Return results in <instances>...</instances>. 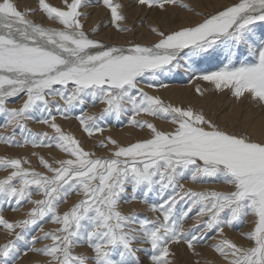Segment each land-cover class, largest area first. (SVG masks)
<instances>
[{
	"label": "snow or ice",
	"instance_id": "1",
	"mask_svg": "<svg viewBox=\"0 0 264 264\" xmlns=\"http://www.w3.org/2000/svg\"><path fill=\"white\" fill-rule=\"evenodd\" d=\"M135 3L180 8L194 18L168 31L150 26L158 38L150 45L110 44L94 38L98 27L85 30V10L103 7L112 28L131 33L118 0H63V7L38 0L24 10L13 0L0 2V128L7 133L0 144L31 147L38 165L28 156L0 157L7 172L0 178V230L11 237L0 244V264H17L29 252L41 258L37 264H176V249L202 257L198 246L220 264H264V124L259 135L221 127L201 110L145 90L168 88L161 77L183 69L238 101L264 105V0H233L207 12L185 0ZM38 13L59 26L29 18ZM20 97L19 106L9 107ZM89 105L102 107L89 113ZM125 117L148 137L123 144L103 136L112 120ZM58 118H75L89 138L100 134L94 147L106 155L85 150ZM29 122L47 130L33 131ZM35 149L61 155L46 158ZM186 180L231 190L196 191ZM74 195L79 199L61 211ZM133 202L158 215L123 210ZM6 210L21 215L7 218ZM249 216L254 226L240 233L244 242L229 238L225 230L239 229ZM46 223L55 227L45 230Z\"/></svg>",
	"mask_w": 264,
	"mask_h": 264
},
{
	"label": "rangeland",
	"instance_id": "2",
	"mask_svg": "<svg viewBox=\"0 0 264 264\" xmlns=\"http://www.w3.org/2000/svg\"><path fill=\"white\" fill-rule=\"evenodd\" d=\"M30 1V3L28 4V6H27V4L26 3H28ZM36 1V2H35ZM59 3H58V2ZM13 2L14 3H16L17 4V6H18V8L20 9V10H24L25 8H36L37 6H38V4H34V3H38V0H28V1H25V5H24V3L23 2H20V0H13ZM47 2H49L50 4H52L53 6H57V7H62L63 6V0H56V2H55V0H47ZM69 2H71V0H69ZM118 2H120V3H123L124 5H125V8H124V14L127 16V21H126V24H127V26L128 27H131V28H134L133 29V32H131V33H129L130 35H129V39L128 40H133V41H135V42H137V43H141V42H139V40L137 41V38H135L134 37V33H135V36L137 35V33H141V27H146V26H152V27H154V26H156V28H159V29H161V30H164L163 28H164V26H163V24H164V19L165 18H167V17H169V15L168 16H164V17H159L161 14H162V12L163 13H170L169 12V10L172 8V7H169V6H167V8H168V10L165 12V11H159V9L158 8H153V9H149V8H147V7H140V6H138L136 3H135V0H118ZM185 2H187V0H185ZM34 5H33V4ZM92 3L93 4H95L96 3V0H92ZM187 3H189V2H187ZM126 4H128V5H126ZM131 6H130V5ZM136 4V5H135ZM193 4V3H192ZM31 5H33L32 7H31ZM194 5V4H193ZM127 6H129V8L127 7ZM134 6H135V8H134ZM137 6V7H136ZM196 6V5H195ZM199 7V6H198ZM130 8H132V10L130 9ZM170 8V9H169ZM95 9V10H94ZM97 9V10H96ZM104 10H102L101 9V7H89L88 9H86L85 11H87V13L89 14V19H88V21L86 22V31H91V29L93 28V27H98V28H100L99 30H101V29H103V30H105V29H108L109 27H111V24H110V13L108 12V10L107 9H105V8H103ZM126 9V10H125ZM174 9H178V8H174ZM180 9V8H179ZM199 9H201V7H199ZM128 10V11H127ZM95 11H96V13H95ZM205 11H207L206 9H205ZM92 12V13H91ZM153 12V13H152ZM39 15L40 14H42V13H38ZM148 14H150L151 16H153V14H154V19L156 20V22H151V20H150V16L148 15ZM108 15V16H107ZM36 17H39V16H35V17H33V20H35V21H37V22H41V23H43V24H45L44 22H42V21H40V20H37L38 18H36ZM41 17L42 18H44L45 19V17H43V15H41ZM30 19H32V16H30ZM46 20V19H45ZM94 20V21H93ZM149 20V21H148ZM154 20V21H155ZM96 21V22H95ZM50 22V21H49ZM98 22V23H97ZM106 22H108V23H106ZM149 22V23H148ZM155 23V24H154ZM91 24V25H90ZM49 25H53L52 24V22H50L49 23ZM108 25V28L106 27ZM54 26H59V25H54ZM139 27V28H138ZM88 28H90V29H88ZM112 28V27H111ZM88 29V30H87ZM114 28H112V30H113ZM114 31H116L115 29H114ZM138 31V32H137ZM164 31H167V30H164ZM117 32V31H116ZM96 38H98V39H100L99 37H97V36H95ZM136 39V40H135ZM143 43V42H142ZM146 44H148V43H146ZM183 69H181V70H179V72L178 73H176L175 74V72L174 73H171V74H166L165 76H162L161 77V79H162V81H163V83H165V84H168L169 85V87L170 86H172L171 84H173V83H175L176 85H178V83H179V85H180V83H181V85L182 86H185V87H189L188 88V98L187 99H184V100H180V99H177V100H173V99H171V98H169V91H167L166 89H168V88H166L165 90L164 89H159V91L158 90H151V89H145L146 91H148L149 92V94H151V95H159V96H161L164 100H165V102L166 103H172V104H174V105H177V106H182V107H188V106H191V107H193L195 110H201V111H203V112H205V109H204V106L203 105H201L200 104V102H197V99H200V98H205L206 97V95H207V97H215V96H219V95H222V97L223 98H225V96H227V98H225V99H227V100H229V102H231V103H235V105L236 104H238V103H243V104H246L247 103V101H252L250 98H248V99H244V98H242L241 100H236V98L234 97V96H232V94H231V92L229 91V90H227V89H225L223 92H218V91H216L214 88H213V86L212 85H210V84H208L207 82H204V81H201V80H197V79H195L193 76V74H191V73H186V72H184V71H182ZM212 70H215L214 68L212 69ZM173 74H175V75H173ZM199 74V73H198ZM197 73H196V75H198ZM176 75H177V77H176ZM180 75H183V76H180ZM178 76H180L179 78H178ZM174 77V78H173ZM182 77V78H181ZM175 79V80H173V79ZM186 80H184V79ZM189 80V81H188ZM193 80V81H192ZM195 80L196 81H198V82H196V84H195ZM184 81V82H183ZM201 82V83H200ZM184 85H183V84ZM192 84V85H191ZM194 84V85H193ZM173 86H175L174 84H173ZM193 88H192V87ZM207 86V87H206ZM191 87V88H190ZM199 87L200 88V90H202L201 92H203V95H200V94H198L197 93V91H196V89ZM206 88V89H205ZM208 88V89H207ZM183 90V89H182ZM185 90V89H184ZM209 90V91H208ZM206 92V93H205ZM247 95V94H246ZM232 96V97H231ZM200 97V98H199ZM209 97V98H210ZM219 97H221V96H219ZM229 97H231V98H229ZM15 103V101L14 102H11V103H9L10 104V106L9 107H12V105H14L13 107H16L17 105L16 104H14ZM248 104V103H247ZM258 104V103H257ZM222 108H221V110L223 109V107L225 108V109H228L227 107H225V104H224V101L221 103V105H220ZM255 106H257L258 108H260V109H264V105H260V104H258V105H255ZM92 107V108H91ZM95 107H97V109L95 108ZM91 106V105H89L88 107H87V111H89V108H91V109H93V110H91L90 111V113L93 111V112H95L96 110H97V112L99 111L98 110V108H99V106ZM100 107H102V106H100ZM221 110H218V111H214V108L212 109V108H209V116L214 120V121H216L217 123H219L220 124V126L221 127H228V128H233V127H235V128H239V129H243L244 128V126H242L241 124L239 125V123L238 122H232V121H229V120H227V122H223V121H221L220 119H222L221 118ZM207 111V110H206ZM213 113V114H212ZM75 114H79V109H77L76 110V112H75ZM206 114H207V112H206ZM207 114V115H208ZM213 116V117H212ZM239 116V115H238ZM138 119H150V120H153V118H151V117H147V118H145L144 116H141V117H138ZM76 119L75 118H73V119H71V120H69V121H61V123L62 122H66V124L65 123H63L64 125V127H65V129H66V131H69V132H71V133H73V134H75V136L78 138V139H80L82 142H83V146H84V148H85V150H90V151H95L96 152V154L97 155H99V156H104V155H106V152L104 151V150H102V149H99V148H96V147H94V145H96V143L98 142V140L99 139H101L102 137H101V135L100 134H96L94 137H92V138H89V137H87V135H86V133H84L83 131H82V129H81V127H80V125H79V122L77 121H75ZM2 121V117H0V122ZM74 121V122H73ZM58 122H60V120H58ZM73 122V123H72ZM153 122L154 123H156V122H163V123H165V122H167V125H166V123H165V125H166V128L164 129V130H170L171 128H172V125L168 122V121H165V120H153ZM30 124H28V126L30 127V128H32V130L33 131H41V129H44V127H42V125H40L39 126V128H38V126L37 125H39V124H34L33 122L31 123V122H29ZM33 125V127H32V125ZM68 124H70V125H68ZM73 124V125H72ZM234 126H233V125ZM79 126V128H77L78 126ZM156 125H158L157 123H156ZM67 127V128H66ZM68 127L70 128V129H68ZM110 127V128H109ZM114 127V128H113ZM36 128V129H35ZM74 128H75V130H74ZM112 128V129H111ZM126 128H128V129H131L132 130V132H133V134H134V138H133V140H131V141H128V142H122V141H120L121 143H123V144H127V143H130V142H135V141H137V140H140V139H144L143 137H145V138H147L148 137V135H149V133H147L148 132V130H146V129H140V128H136V127H133V126H131V125H129L128 123H127V118L125 117V118H122L120 121H115V120H112L110 123H109V125H108V127L105 129V131H104V133H103V136H109V135H111L113 138H115V139H117L114 135H115V133H114V130H126ZM246 128V127H245ZM77 129V130H76ZM0 130H2V131H0V132H3V133H5V134H7L5 131H4V129L3 128H0ZM45 130V129H44ZM47 130V129H46ZM73 130H74V132H73ZM109 130V131H108ZM146 130V131H145ZM7 131H11L10 129L9 130H7ZM76 132V133H75ZM139 134H138V133ZM137 133V134H136ZM143 133V134H142ZM146 133V134H145ZM142 134V135H141ZM140 137H139V136ZM144 135V136H143ZM142 136V137H141ZM19 138V137H18ZM118 140V139H117ZM119 141V140H118ZM6 147H7V150L6 151H3V153H2V151H0V157H5V156H12V157H17V156H28L30 159H31V162H32V165L33 166H37L38 167V165H37V160H36V158L35 157H31V152L32 151H34V150H32L31 149V147H28L29 149H27V152H26V150H25V148H23V149H21V148H8V146L7 145H5ZM15 149H16V151H15ZM20 149V150H19ZM42 150V151H41ZM47 150V151H46ZM53 150V151H52ZM52 150H48V149H35V151H39L42 155H45V157L46 158H48V156H49V154L50 155H52V156H58V155H61L59 152H58V150L56 151V150H54V149H52ZM15 151V152H14ZM20 151H22V152H24V153H18V152H20ZM56 151V152H55ZM6 152V153H5ZM13 152V153H12ZM52 152V153H51ZM58 152V153H57ZM18 153V154H17ZM3 154V155H2ZM13 154H17V155H13ZM54 154V155H53ZM57 154V155H56ZM5 174H4V173ZM7 174V172L6 171H2V170H0V178H3L5 175ZM182 183H184L185 184V187L186 188H192L193 190H196V191H206V190H218V191H230L231 189H230V186H228V185H224L223 183H216V184H214V183H204V184H194V183H192L190 180H186V181H182ZM208 184V185H207ZM222 185V186H221ZM210 186V187H209ZM225 188H224V187ZM228 186V187H227ZM228 188V189H227ZM226 189V190H225ZM76 196L74 195V197L72 196V198H71V200H70V198H69V201H68V204H64V205H61V211H64L65 209H67L71 204H72V202L74 201H76L77 199H79V197H77L76 199H74ZM34 199H38V198H40V197H36V196H34L33 197ZM73 200V201H72ZM71 201V202H70ZM152 202H159V198L158 197H155V196H153L152 197ZM71 203V204H70ZM132 205H130V207H129V204H124V205H122V207H123V210L124 211H128V210H130V209H132V208H135L136 210H137V212H140L143 216H145V217H148V218H150V219H154L155 218V216L156 215H158L157 213H152V212H150L149 210H148V206L147 205H144V204H139V203H137V202H133V203H131ZM68 205V206H67ZM127 205V206H126ZM64 206H67V207H64ZM126 206V207H125ZM184 206V204H183V202H181L179 205H178V207H180V208H182ZM27 207H31V205H27ZM26 207V208H27ZM132 207V208H131ZM65 208V209H64ZM5 216L7 217V218H16V217H19L20 216V214L21 213H14V212H11V211H5ZM248 218H250V221L252 222V220H253V217L251 218V216H249ZM248 221H246L247 223H243L241 226H240V228L239 229H230L231 231H229V229H226L225 231H227L226 232V234L228 235V237H231L232 236V234H234V235H236V236H239V237H234V236H232L231 237V239L232 240H237V239H239V240H241V241H236L237 243H243L244 242V240H242L241 238V235H238V234H240L241 233V231H243V232H247V231H250L251 229H252V227L254 226L250 221H249V219H247ZM248 223H250V224H252V226L250 225V224H248ZM192 224H193V220H191V219H189L188 221H187V223L185 224V227L186 228H188V227H191L192 226ZM245 224V225H244ZM248 224V225H247ZM246 225H247V227H246ZM248 226H250V227H248ZM55 227V225H53V224H51V223H46V224H44V228H45V230H50V229H52V228H54ZM246 229H247V231H246ZM237 231H238V233H237ZM240 231V232H239ZM230 232V234H228ZM234 232H236V233H234ZM11 237H8L6 234H4V236H3V238L2 239H0V243L1 244H3V243H5L6 242V240L7 239H10ZM235 238V239H234ZM45 243H50V241H46ZM209 243H211V241H209ZM199 247V246H198ZM201 248L199 247L197 250L199 251ZM184 250V251H183ZM187 249L186 248H184V247H181V248H178V249H176V251H177V253H178V255H177V257H176V260H177V264H194V262L197 260V258L198 257H196L195 258V256H193L190 252H185ZM182 253V254H181ZM183 254H185L186 256H187V258L189 259V260H185V258H184V256H183ZM27 255H29V253H27L26 255L25 254H22L21 256H20V258H19V260L17 261V264H37V261H39L41 258L40 257H37L36 256V258L35 259H32V258H27L25 261H23V257H26ZM182 255V256H181ZM212 255V257H204V256H202L201 258H203L204 260L203 261H205V260H207L208 258L210 259H208L207 261L209 262V264H220V262H218L219 261V258H218V256L213 252V254H211ZM190 256H193V257H190ZM200 258V257H199ZM200 258V261H202V259ZM206 258V259H205ZM191 259H193V261H191ZM212 259V260H211ZM183 263H182V262ZM188 261H189V263H188ZM204 264V262H201V264Z\"/></svg>",
	"mask_w": 264,
	"mask_h": 264
},
{
	"label": "bare ground",
	"instance_id": "3",
	"mask_svg": "<svg viewBox=\"0 0 264 264\" xmlns=\"http://www.w3.org/2000/svg\"><path fill=\"white\" fill-rule=\"evenodd\" d=\"M25 1H28V0H20V2H23L24 3V5H25ZM0 2H2V0H0ZM36 2V1H35ZM55 2H56V0H55ZM58 2V1H57ZM187 2H189L190 4H194V6L196 5V6H199V7H201V9L200 10H202V11H205V9L207 10V11H212L213 9H212V7H211V5H225V4H231L232 2H233V0H187ZM30 3V1L28 2V3H26L27 4V6H28V4ZM59 3V2H58ZM33 4V3H32ZM35 5L36 4H38V3H34ZM33 4V5H34ZM33 5H31V7L33 6ZM126 5H128V4H126ZM130 5V4H129ZM132 5V4H131ZM130 5V6H131ZM136 5V4H135ZM34 7V6H33ZM63 7V6H62ZM128 8H129V6H127ZM137 7V6H136ZM169 7H171V6H169ZM94 8V7H93ZM99 8V7H98ZM134 8H135V6H134ZM101 9L102 10H104L103 9V7H101ZM131 10H132V8H130ZM170 9V8H169ZM95 10V9H94ZM97 10V9H96ZM126 10V9H125ZM128 11V10H127ZM160 11V10H159ZM207 11H205V12H207ZM87 12V11H86ZM169 12L170 13H163L162 12V14L159 16V17H164V16H168L169 15V17H167V18H165L164 19V24H163V26H164V30H170V29H172V28H175V27H177L180 23H182V22H187L190 18H194V17H192V14H190V13H187L185 10H183V9H174L173 7L169 10ZM92 13V12H91ZM95 13H96V11H95ZM153 13V12H152ZM41 15H43V14H37V15H35V16H39V17H36V18H38L37 20H40V21H42V22H44L45 23V25L46 26H54L55 24H53V22H52V24L53 25H49V21L46 19H44V18H42L41 17ZM149 16H150V20H151V22H156V20L154 19L155 17H154V14H153V16H151L150 14H148ZM35 16H32V19H33V17H35ZM108 16V15H107ZM44 17V16H43ZM30 18V17H29ZM155 20V21H154ZM94 21V20H93ZM149 21V20H148ZM96 22V21H95ZM128 22V21H127ZM98 23V22H97ZM106 23H108V22H106ZM149 23V22H148ZM155 24V23H154ZM91 25V24H90ZM58 27V26H57ZM107 28H108V25L106 26ZM152 27V26H151ZM154 27H156V26H154ZM139 28V27H138ZM86 29V28H85ZM88 29H90V28H88ZM87 29V30H88ZM100 29V28H99ZM134 29V28H133ZM141 33H137V35L135 36V33H134V37L135 38H137V41L139 40V42H143V44H146V43H148L149 45L150 44H152V43H154V42H156V40L158 39L157 38V36H156V34L155 33H153V32H151L150 31V26H146V27H141ZM90 32V31H89ZM138 32V31H137ZM129 33H120V32H116V31H114V29L112 30V28L111 27H109L108 29H105V30H103V29H101V30H99V33H98V35H97V37H99L100 39H102V40H104L106 43H110V44H124V43H126L127 41H128V39L130 38L129 37ZM94 38H96V37H94ZM136 40V39H135ZM141 42V43H142ZM183 71V70H182ZM175 74H176V72H175ZM175 74H173V75H175ZM198 74V73H197ZM180 76H183V75H180ZM180 76H178V78L180 77ZM176 77H177V75H176ZM194 77V76H193ZM174 78V77H173ZM172 78V79H173ZM182 78V77H181ZM184 79V78H183ZM173 80H175V79H173ZM185 80V79H184ZM198 80V79H197ZM176 81V80H175ZM186 81V80H185ZM189 81V80H188ZM193 81V80H192ZM202 81V80H201ZM184 82V81H183ZM196 82H198V81H196L195 80V84H196ZM201 83V82H200ZM173 84L175 85V86H173ZM173 84H171L172 86H170L168 89H166L167 91H169V98H171V99H173V100H177V99H180V100H184V99H187L188 98V86L187 87H185V86H182L181 85V83H180V85H179V83H178V85H176L175 83H173ZM183 84V83H182ZM168 85V84H167ZM184 85V84H183ZM192 85V84H191ZM194 85V84H193ZM192 87V86H191ZM190 87V88H191ZM207 87V86H206ZM193 88V87H192ZM197 88V87H196ZM183 89V90H182ZM185 89V90H184ZM206 89V88H205ZM208 89V88H207ZM165 90V89H164ZM159 91V90H158ZM202 91V90H201ZM209 91V90H208ZM206 93V92H205ZM219 96H221V97H219ZM219 96H215V97H207V95H206V97L205 98H200V99H197V102H200V104L201 105H203L204 106V109H205V112L204 113H206L207 112V114L209 113V108H214V111H218V110H221V103L224 101V104H225V107H227L228 109H225L224 107H223V109L221 110V118L222 119H220L221 121H223V122H227V120H229V121H232L233 123L234 122H238L239 123V125L241 124L242 126H244V128L246 127L247 129H249L250 131H252L253 133H255L256 135H259V132H260V128H261V125L262 124H264V109L262 108V109H260V108H258L257 106H255V105H258L257 103H255V102H253V101H247V103L246 104H243V103H238V104H236L235 105V103H231V102H229V100H227V99H225V98H227V96H225V98H223L222 97V95H219ZM232 97V96H231ZM231 97H229V98H231ZM15 101V103L14 104H16L17 106H19L22 102H23V97H20V98H16V99H14L12 102H14ZM9 106H10V104H9ZM14 105H12V107H13ZM100 107V106H99ZM92 108V107H91ZM91 108H89V113H90V111L91 110H93V109H91ZM96 109H97V107H95ZM91 109V110H90ZM98 110H99V108H98ZM207 110V111H206ZM94 111V110H93ZM92 111V112H93ZM95 112H97V110L95 111ZM219 112V111H218ZM213 114V113H212ZM209 115V114H208ZM239 115V116H238ZM145 117V116H144ZM213 117V116H212ZM145 118H147V117H145ZM58 120H59V118H58ZM150 120V119H149ZM69 121V120H68ZM76 121V120H75ZM159 121V120H158ZM161 121V120H160ZM2 122V121H1ZM70 122V121H69ZM74 122V121H73ZM72 122V123H73ZM77 122V121H76ZM32 123V122H31ZM60 123H61V121H60ZM63 123H65L66 124V122H62V124ZM158 125V127L159 128H161V129H165L166 128V125H167V122H165L166 123V125H165V123H163V122H156ZM30 124V123H29ZM35 124V123H34ZM32 125V124H31ZM64 125V124H63ZM68 125H70V124H68ZM73 125V124H72ZM233 125V124H232ZM38 126V128H39V126L40 125H37ZM78 126V125H77ZM234 126V125H233ZM32 127H33V125H32ZM43 127V126H42ZM64 127V126H63ZM65 128V127H64ZM67 128V127H66ZM77 128H79V126L77 127ZM110 128V127H109ZM114 128V127H113ZM243 128V129H244ZM36 129V128H35ZM68 129H70L69 127H68ZM80 129V128H79ZM112 129V128H111ZM41 130H44V129H41ZM46 130V129H45ZM66 130V129H65ZM74 130H75V128H74ZM74 130H73V132H74ZM77 130V129H76ZM0 131H2V130H0ZM5 131V130H4ZM109 131V130H108ZM146 131V130H145ZM0 133H3V132H0ZM76 133V132H75ZM114 133H115V137L119 140V141H122V142H128V141H131V140H133V138L135 137L134 136V134H133V132H132V130L131 129H128V128H126V130L124 129V130H114ZM138 133V132H137ZM136 133V134H137ZM148 133V132H147ZM139 134V133H138ZM143 134V133H142ZM141 134V135H142ZM146 134V133H145ZM139 136V135H138ZM144 136V135H143ZM140 137V136H139ZM142 137V136H141ZM146 137V136H145ZM145 137H143V138H145ZM8 148H10L11 149V147H8ZM18 149V148H17ZM27 149H29V148H25V150H26V152H27ZM32 149V148H31ZM7 150V147L4 145V144H0V151H2V153H3V151H6ZM12 150V149H11ZM20 150V149H19ZM33 150V149H32ZM49 150V149H48ZM15 151H16V149H15ZM14 151V152H15ZM42 151V150H41ZM47 151V150H46ZM53 151V150H52ZM57 151V150H56ZM55 151V152H56ZM22 151H20V152H18V153H21ZM6 153V152H5ZM13 153V152H12ZM17 153V154H18ZM22 153H24V152H22ZM52 153V152H51ZM58 153V152H57ZM1 154V153H0ZM4 154V153H3ZM2 154V155H3ZM17 154H13V155H17ZM54 155V154H53ZM57 155V154H56ZM59 156V155H58ZM103 156V155H102ZM10 157H12V156H10ZM4 173V172H3ZM5 174V173H4ZM214 184H216V183H214ZM208 185V184H207ZM217 185V184H216ZM222 186V185H221ZM210 187V186H209ZM224 187V186H223ZM228 187V186H227ZM225 188V187H224ZM228 189V188H227ZM226 190V189H225ZM74 197V196H73ZM72 198V197H71ZM71 198H70V200H71ZM77 198V196L74 198V199H76ZM73 201V200H72ZM71 202V201H70ZM74 202V201H73ZM72 202V203H73ZM71 204V203H70ZM66 205V204H65ZM69 205V204H68ZM67 205V206H68ZM130 205H132V204H129V207H130ZM67 206H64V207H67ZM127 206V205H126ZM125 206V207H126ZM27 207V206H26ZM132 208V207H131ZM65 209V208H64ZM21 215V214H20ZM17 218V217H16ZM252 218V217H251ZM249 219V221H250V218H248ZM248 221V220H247ZM251 222V221H250ZM245 223H247V222H245ZM252 223V222H251ZM248 224H250V223H248ZM247 224V225H248ZM245 225V224H244ZM247 225H246V227H247ZM251 226H252V224H250ZM248 227H250V226H248ZM251 228V227H250ZM229 231H231L230 229H229ZM246 231H247V229H246ZM227 232V231H226ZM232 232V231H231ZM240 232V231H239ZM241 232H243V231H241ZM234 233H236V232H234ZM237 233H238V231H237ZM236 233V234H237ZM4 234H5V232L3 231V230H0V239H2L3 238V236H4ZM228 234H230V232L228 233ZM238 235H240V234H238ZM232 236H236V235H234V234H232ZM231 236V237H232ZM231 237H229V238H231ZM236 237H239V236H236ZM235 237V238H236ZM234 238V239H235ZM242 240H243V238H241ZM238 241H241V240H239V239H237ZM237 240H234V241H237ZM1 244V243H0ZM199 248V247H198ZM184 251V250H183ZM199 251H201L202 253H203V256L204 257H212V255L211 254H213V251L211 250V249H209V248H207V247H204V248H201ZM185 252H187V250L185 251ZM188 253V252H187ZM182 254V253H181ZM182 256V255H181ZM183 256H184V258H185V260L187 259V260H189L188 258H187V256L185 255V254H183ZM190 257H193V256H190ZM27 258H32V259H35L36 258V256L35 255H33L32 253H30L29 252V255H27L26 257H23V261H25ZM196 258V257H195ZM201 258V257H200ZM199 257L197 258V259H200ZM202 259V261L201 262H205V261H203L204 259L203 258H201ZM206 259V258H205ZM209 259V258H208ZM207 259V260H208ZM210 260V259H209ZM212 260V259H211ZM191 261H193V259H191ZM176 262H177V260H176ZM182 262V261H181ZM184 262V261H183ZM182 262V263H183ZM219 262V261H218ZM178 263V262H177ZM176 263V264H177ZM188 263H189V261H188ZM186 264V263H185ZM193 264V263H192ZM203 264V263H202ZM218 264V263H217Z\"/></svg>",
	"mask_w": 264,
	"mask_h": 264
}]
</instances>
